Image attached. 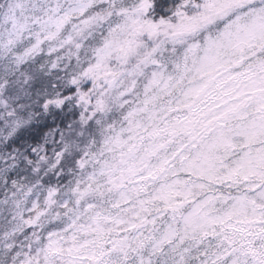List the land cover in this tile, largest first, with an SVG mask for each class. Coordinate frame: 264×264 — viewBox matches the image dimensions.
Returning <instances> with one entry per match:
<instances>
[{"label": "snow or ice", "instance_id": "1", "mask_svg": "<svg viewBox=\"0 0 264 264\" xmlns=\"http://www.w3.org/2000/svg\"><path fill=\"white\" fill-rule=\"evenodd\" d=\"M0 264H264V0H0Z\"/></svg>", "mask_w": 264, "mask_h": 264}]
</instances>
